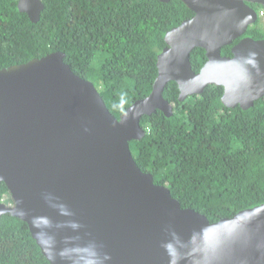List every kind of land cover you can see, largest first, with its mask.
I'll use <instances>...</instances> for the list:
<instances>
[{"label":"water","instance_id":"95a60500","mask_svg":"<svg viewBox=\"0 0 264 264\" xmlns=\"http://www.w3.org/2000/svg\"><path fill=\"white\" fill-rule=\"evenodd\" d=\"M181 1L194 15L167 31L151 92L119 118L62 51L0 69V184L12 200L0 202V218L25 221L52 264H264V203L211 222L156 183L131 150L146 134L143 116L173 115L170 81L180 101L210 85L224 88L229 108L264 98V39L242 37L258 18L249 3L264 0ZM18 7L36 23L45 4ZM197 47L207 57L199 72Z\"/></svg>","mask_w":264,"mask_h":264},{"label":"trees","instance_id":"16d2710c","mask_svg":"<svg viewBox=\"0 0 264 264\" xmlns=\"http://www.w3.org/2000/svg\"><path fill=\"white\" fill-rule=\"evenodd\" d=\"M18 1L0 0V69L62 51L117 118L151 92L167 31L194 15L181 0H43L35 23ZM246 35L264 39V26L256 23ZM238 41L224 46L222 55H232ZM206 60L205 49L192 51L196 72ZM223 92L210 85L202 95L180 101L179 87L170 81L164 97L173 104V115L157 110L143 116L146 134L130 143L143 171L167 185L184 208L211 222L264 203V98L249 109L229 108ZM3 201L11 202L4 182ZM0 264L52 263L28 224L6 213L0 218Z\"/></svg>","mask_w":264,"mask_h":264},{"label":"flooded vegetation","instance_id":"af4514ba","mask_svg":"<svg viewBox=\"0 0 264 264\" xmlns=\"http://www.w3.org/2000/svg\"><path fill=\"white\" fill-rule=\"evenodd\" d=\"M249 5H251L254 9H256L257 10V15H258V18H257V21L253 24V25H255L256 23H261L263 26H264V22H263V20H262V18H261V16L259 15V13H260V10L262 9V8H264V7H260V5L259 4H253V3H249ZM253 25H249V27L250 26H253ZM248 27V28H249ZM248 30V29H247ZM247 37V35H246V33L242 36V37ZM241 37V38H242ZM241 38H239V40L241 39ZM239 42V41H238ZM237 42V43H238Z\"/></svg>","mask_w":264,"mask_h":264},{"label":"built area","instance_id":"2783aa9c","mask_svg":"<svg viewBox=\"0 0 264 264\" xmlns=\"http://www.w3.org/2000/svg\"><path fill=\"white\" fill-rule=\"evenodd\" d=\"M259 15L261 16V18H262V20H263V22H264V8H262V9L260 10Z\"/></svg>","mask_w":264,"mask_h":264},{"label":"clouds","instance_id":"9594fccd","mask_svg":"<svg viewBox=\"0 0 264 264\" xmlns=\"http://www.w3.org/2000/svg\"><path fill=\"white\" fill-rule=\"evenodd\" d=\"M4 203H7V204H11L12 203V200H11V202H8V201H3Z\"/></svg>","mask_w":264,"mask_h":264}]
</instances>
